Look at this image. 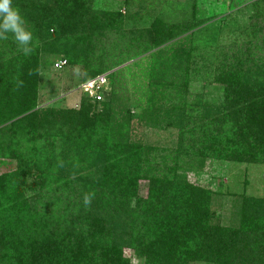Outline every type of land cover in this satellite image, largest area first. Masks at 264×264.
Segmentation results:
<instances>
[{
  "label": "trees",
  "instance_id": "1",
  "mask_svg": "<svg viewBox=\"0 0 264 264\" xmlns=\"http://www.w3.org/2000/svg\"><path fill=\"white\" fill-rule=\"evenodd\" d=\"M14 3L33 31L34 51L25 56L10 36L0 40V156L18 151L19 165L31 168L33 163L40 173L27 184L33 196L22 189L20 166L0 174V264H129L121 255L124 246L144 264H244L237 262L251 261L253 252V260L264 262L263 199L244 197L241 228L222 226L213 221L209 189L185 181L176 164L156 166L149 159L151 147L109 136L117 123L106 91L102 100L83 99L78 108L38 106L41 67L51 56L64 55L73 63L83 57L81 82L125 62L109 68L100 59L107 50L104 38L121 31V12L98 11L93 0ZM252 5L264 7V0H252ZM249 19L247 28L257 40L237 52L224 51L215 77L223 85V100L176 121L174 160L209 154L264 163V11ZM256 20L263 25L255 27ZM161 23L147 30L141 52L161 53L159 45L177 40L193 25ZM98 44L103 51L92 58ZM41 138L40 148L29 147ZM55 147L93 151L105 164L80 172L76 182L51 166ZM29 148L24 161L23 151ZM141 179L148 186L144 197L139 195ZM60 190L67 194L63 201ZM41 193L48 202L39 209ZM86 193H94L89 205L83 202Z\"/></svg>",
  "mask_w": 264,
  "mask_h": 264
},
{
  "label": "rangeland",
  "instance_id": "2",
  "mask_svg": "<svg viewBox=\"0 0 264 264\" xmlns=\"http://www.w3.org/2000/svg\"><path fill=\"white\" fill-rule=\"evenodd\" d=\"M92 7L122 14L120 30L123 34L117 32L118 29L112 31L104 38L105 48L98 44L92 55L97 58L102 48L107 49L100 59L105 60L104 66L109 68L125 61L109 70L104 98L110 99L114 122L117 123L109 136L151 147L149 159L161 169L176 164V173L185 181L211 191L210 207L215 223L241 228L243 198L264 200V163L237 162L209 154L182 155L174 160L179 135L176 121L180 117L192 118L199 115V111L222 102L223 85L215 80L218 64L224 51L237 52L248 46L251 39L257 40L247 27L250 16L264 11L263 5L255 7L252 0H93ZM157 22L164 26L193 25L177 40L173 41L174 38L159 45L161 53L155 52L156 49L143 53L140 48L145 44V34ZM254 25L258 28L263 24L256 20ZM59 59H66L67 63L62 68H55L54 62ZM49 60L51 63L42 66L40 71L38 106L78 108L81 101L88 98L77 88L82 81L85 59L81 57L79 62L73 63L60 55L51 56ZM43 143L41 138L29 147L40 148ZM54 149L51 166L76 182H79L80 172L101 169L105 164L93 151L74 153L65 147ZM17 154L18 151L15 154L11 150L9 156H0V174L13 172L20 166L19 170L23 172L18 176L22 189L25 194L33 196L28 185L40 172L33 163L31 168L25 167L24 163L19 165ZM30 155V148L24 150L23 160ZM139 182V195L144 197L148 191L147 182L142 179ZM46 189L49 188L43 190ZM57 194L62 201L67 197L61 190ZM41 195L44 198L39 209L48 202L47 195ZM121 255L129 264H144L131 248L124 246ZM255 256L253 252L251 261L237 263L264 264L253 260ZM187 264L216 262L197 260Z\"/></svg>",
  "mask_w": 264,
  "mask_h": 264
},
{
  "label": "clouds",
  "instance_id": "3",
  "mask_svg": "<svg viewBox=\"0 0 264 264\" xmlns=\"http://www.w3.org/2000/svg\"><path fill=\"white\" fill-rule=\"evenodd\" d=\"M28 21L15 5L14 0H0V40L9 38L17 43L23 55L34 51V34L27 26ZM79 73V69H76ZM94 193H86L83 197L85 205L91 203Z\"/></svg>",
  "mask_w": 264,
  "mask_h": 264
},
{
  "label": "built area",
  "instance_id": "4",
  "mask_svg": "<svg viewBox=\"0 0 264 264\" xmlns=\"http://www.w3.org/2000/svg\"><path fill=\"white\" fill-rule=\"evenodd\" d=\"M67 63L66 59H59L54 62L55 68H62ZM109 71L101 73L89 80L81 82L78 85V89L82 91V93L93 100H102L103 92L106 91L108 85V75Z\"/></svg>",
  "mask_w": 264,
  "mask_h": 264
}]
</instances>
